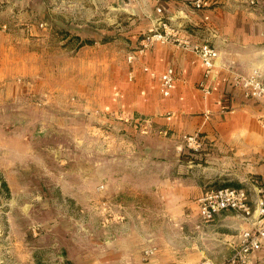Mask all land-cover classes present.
<instances>
[{"label":"rangeland","instance_id":"374dc122","mask_svg":"<svg viewBox=\"0 0 264 264\" xmlns=\"http://www.w3.org/2000/svg\"><path fill=\"white\" fill-rule=\"evenodd\" d=\"M12 1L0 0L1 251L11 260L12 245L23 247L26 264L32 257L39 264H134V185L146 188L150 180L139 172L147 169L161 179L156 142L170 141L134 117V82L126 78L134 19L122 11L101 33L92 23L78 35L62 28L40 35L26 30ZM34 7L27 0L22 8ZM98 7L92 3L96 17ZM115 11L108 3L107 17ZM143 141H154L158 161L134 160L146 152ZM184 152L195 161V151Z\"/></svg>","mask_w":264,"mask_h":264},{"label":"crops","instance_id":"0c3cea01","mask_svg":"<svg viewBox=\"0 0 264 264\" xmlns=\"http://www.w3.org/2000/svg\"><path fill=\"white\" fill-rule=\"evenodd\" d=\"M59 2L34 0V10L28 11L22 8L27 0H18L19 18L24 19L26 30L43 35L57 34L62 28L78 35L97 23L101 33L116 22L119 12H128L134 19L133 77L129 78L130 71L126 74L128 82H134V117L152 123L170 139L156 142L157 158L164 166L161 179L155 182L154 172L147 169L139 172L150 180L146 188L134 185V264L224 263L239 245L241 234L260 225V217L256 212L245 216L230 211L204 222L197 200L211 187L246 188L253 210L264 192L263 105L246 98L231 83L234 73L247 75L253 70L264 80V0H69L67 9ZM92 3L99 6L97 17ZM108 3L121 10L111 18L107 17ZM121 3H128V9H122ZM160 21L180 37L207 43L218 51L210 96L204 97L198 88L204 67L191 51L169 43L137 53L143 37L162 30ZM90 46L82 49L87 47L90 52ZM99 61L105 63L106 56L102 54ZM170 66L175 70V83L170 95L163 97L143 67L161 73ZM193 135L202 142L195 161L184 155L185 139ZM143 142L146 152L134 155V160L151 163L154 141ZM137 174L134 170L135 178ZM6 242L0 237V264H26L29 257L21 246L12 245L13 260L4 256L1 250ZM150 247L156 251L145 261L143 250ZM263 254L259 251L255 260ZM31 259L39 264L37 258Z\"/></svg>","mask_w":264,"mask_h":264},{"label":"built area","instance_id":"2783aa9c","mask_svg":"<svg viewBox=\"0 0 264 264\" xmlns=\"http://www.w3.org/2000/svg\"><path fill=\"white\" fill-rule=\"evenodd\" d=\"M251 4L254 2L251 1ZM200 3H197V7ZM160 11V10H159ZM161 31L147 35L137 49L138 54H143L146 50L156 45L175 44L185 50L196 54L204 67L202 80L198 88L204 97L212 93L211 82L213 80V71L219 60V53L207 43H193L189 39L182 38L177 31L168 26L167 23L160 21ZM134 62V53L127 56V63L132 66ZM143 71L151 79L156 80L160 94L168 97L175 83V70L173 67H167L161 73L143 67ZM133 70L129 72V78L133 77ZM234 87L240 89L244 96L256 100L263 105L264 109V80L258 70H253L247 75L234 73L231 78ZM146 132L149 130L145 129ZM185 147L198 151L202 148V142L198 135L188 136L185 139ZM260 190H258L259 193ZM199 215L204 222H210L215 216L223 212H235L250 216L254 212L260 217V225L253 230L244 231L241 234V240L233 254L222 264H264V254L260 260H255V255L264 251V192L257 198L255 208L252 210L250 205V192L246 188H219L206 190L197 200ZM2 236L0 229V237ZM156 248L150 247L143 250V260H149L155 253Z\"/></svg>","mask_w":264,"mask_h":264},{"label":"trees","instance_id":"16d2710c","mask_svg":"<svg viewBox=\"0 0 264 264\" xmlns=\"http://www.w3.org/2000/svg\"><path fill=\"white\" fill-rule=\"evenodd\" d=\"M0 184H1V186L6 188V183L4 181H1Z\"/></svg>","mask_w":264,"mask_h":264}]
</instances>
